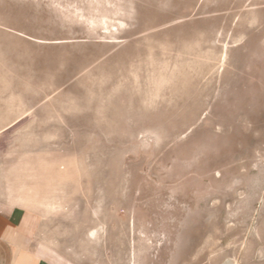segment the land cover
I'll return each instance as SVG.
<instances>
[{"label":"rangeland","instance_id":"1","mask_svg":"<svg viewBox=\"0 0 264 264\" xmlns=\"http://www.w3.org/2000/svg\"><path fill=\"white\" fill-rule=\"evenodd\" d=\"M47 264H264V0H0V208Z\"/></svg>","mask_w":264,"mask_h":264},{"label":"crops","instance_id":"2","mask_svg":"<svg viewBox=\"0 0 264 264\" xmlns=\"http://www.w3.org/2000/svg\"><path fill=\"white\" fill-rule=\"evenodd\" d=\"M40 224L28 207L0 208V264H47L36 249Z\"/></svg>","mask_w":264,"mask_h":264},{"label":"bare ground","instance_id":"3","mask_svg":"<svg viewBox=\"0 0 264 264\" xmlns=\"http://www.w3.org/2000/svg\"><path fill=\"white\" fill-rule=\"evenodd\" d=\"M224 264H233L231 261H227Z\"/></svg>","mask_w":264,"mask_h":264}]
</instances>
